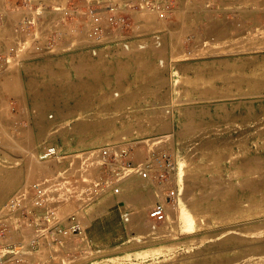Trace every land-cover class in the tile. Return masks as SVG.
Returning a JSON list of instances; mask_svg holds the SVG:
<instances>
[{
    "label": "rangeland",
    "instance_id": "rangeland-1",
    "mask_svg": "<svg viewBox=\"0 0 264 264\" xmlns=\"http://www.w3.org/2000/svg\"><path fill=\"white\" fill-rule=\"evenodd\" d=\"M175 3L170 17L147 23L143 35L133 34L129 39L132 49L140 43L149 46L141 63L136 57L126 62L129 50L124 49L120 34L110 37L96 55L83 34L79 37L81 47L58 49L27 61L9 75L11 79L19 75V80L9 76L0 79V168L11 167L17 183L21 170L37 174L45 169L36 155L49 144L58 146L80 167L81 160L88 163L101 147L126 143L142 154L147 138L169 134V148L183 167L182 182L199 195L203 183L217 176L227 189L223 197L214 203H199L200 209L188 208L193 220L189 231L183 223L176 226L174 222L169 235L159 230L160 234L153 236L147 235L149 230L139 234L129 229L123 214L134 209L121 200L110 206V221L103 228L107 235H118L116 238L90 242L92 237L86 233L87 241L73 238L43 256L17 264H264V0ZM48 16L51 20L52 15ZM130 30L126 26L124 35ZM159 34L162 42L157 45ZM46 65L64 67L73 78L84 68L99 74L103 85L97 96L83 104L58 99L39 105L30 95L28 80L35 76L27 75V69ZM5 80L19 83L4 87ZM15 87L20 89L14 91ZM127 94L130 99L122 106L105 109L109 100ZM149 109L158 122L147 114ZM39 112L44 114L49 134L42 142H28ZM162 117L167 124L160 123ZM106 119L113 123L107 129L102 126L108 140L95 148H84L86 135L75 129L83 122ZM191 125L198 129L196 136L180 138L178 130ZM63 130L73 132L64 135ZM9 140L21 148L11 149L6 145ZM105 211L95 214L90 224ZM142 222L143 227L150 226L147 218Z\"/></svg>",
    "mask_w": 264,
    "mask_h": 264
},
{
    "label": "built area",
    "instance_id": "built-area-1",
    "mask_svg": "<svg viewBox=\"0 0 264 264\" xmlns=\"http://www.w3.org/2000/svg\"><path fill=\"white\" fill-rule=\"evenodd\" d=\"M175 6V0H0V79L27 61L81 47L83 34L94 55L115 34L129 50L132 35L139 37L147 28L143 13L164 21ZM156 40L161 44L160 34ZM169 137L147 138L142 154L126 143L101 147L80 167L55 144L42 148L36 158L45 169L37 174L21 170L17 188L0 204V264H17L83 237L93 202L109 190L121 193L123 181L133 176L156 187L147 220L152 230L169 235L171 210L181 203L183 184V167L169 148ZM123 217L129 221L128 211Z\"/></svg>",
    "mask_w": 264,
    "mask_h": 264
},
{
    "label": "bare ground",
    "instance_id": "bare-ground-1",
    "mask_svg": "<svg viewBox=\"0 0 264 264\" xmlns=\"http://www.w3.org/2000/svg\"><path fill=\"white\" fill-rule=\"evenodd\" d=\"M193 3H195V2H193ZM200 5L201 4L199 3V6ZM193 7H195V6H193ZM147 14L148 15H146V14L145 15L147 17L146 21L148 24L154 23V22L157 23V17L155 15H152L151 13H150V15H149V13H147ZM180 30H181V28H180ZM177 31H179V30H177ZM177 31L174 29V32H177ZM182 31H183V29H182ZM174 32H172V33H174ZM263 32H264V30H263ZM263 32L261 31V33H262L261 35H264ZM177 33L179 34L180 32H177ZM177 33L176 34L174 33V34L178 35ZM179 35H178V37H179ZM251 36H250V38H251ZM178 37H177V39H178ZM165 40H166V38H165ZM244 40L245 39H243V41ZM241 43H242V39H241L240 44ZM175 45H177V42ZM199 45H200V43H199ZM217 45H219V44H217ZM242 45H244V43H242ZM148 47L129 49V51H127L128 57L125 59V60H127L126 62H132L133 61L132 59L136 57L137 61H139L141 63V60L145 59V52L148 51L147 50ZM263 47H262V49H263ZM157 48H160V47L156 46L155 49H157ZM163 49H161V51ZM163 52H164V50L162 51V53ZM123 74H121V75H123ZM27 75L35 76V77L28 80V87L31 91L30 95L32 96L33 99H35L37 101V103L39 105L51 104V103H53V100H58V99H61V101H59V102H63V103L70 102L73 99V100H77L78 103L83 104V103L88 102L90 97L97 96L99 93V90L101 89V87L103 85V81H102L101 76L99 74L94 73L92 71L89 72V71L85 70L84 68L81 69V71L79 72V75H77V77H75V78H73L66 71V69L64 67L55 68L51 65L43 66L38 70L33 69V68L27 69ZM12 76L14 77V75H12ZM16 76L17 75H15L14 78L16 80H19V78L17 79V77L19 75L17 77ZM36 76H42V78H36ZM13 77L11 79L9 76V78L11 80H13ZM123 77H124V75H123ZM16 83H19V81L10 82V80L9 81L5 80V81H3L2 85L4 87H8L10 85H17ZM19 89H20L19 87H15L14 91H17ZM132 98H133V96L131 97V99ZM128 99H130V96L127 94V95H123V97L119 100H113V101L109 100V104L107 105V107L105 109L107 111H111L112 109H115L119 106H122L123 103L125 101H127ZM0 107H2V106L0 105ZM60 108H61V106H59L58 110H61ZM0 110H2V108ZM151 111L149 109L147 114L151 115ZM151 116L154 117V120L156 119L155 120L156 122H158V117L155 114L151 115ZM167 122H168V120L165 117H162L160 123L161 124H167ZM33 125H34V127L28 133L27 141L32 142V143L42 142L49 134V128H48V125L44 119L43 113L39 112L38 117L35 119V123ZM102 126L105 129H107L109 127H112L113 123L110 121V119H106L105 121L104 120L94 121L92 123L83 122L79 125L78 128L75 129L76 130L75 132H78L79 134H82V135H86V138L82 141V145H84V148L92 149V148H95L96 146H99L101 144V142L108 140V138H107L108 134L106 131L104 132V129L102 128ZM52 127H53V125H52ZM25 130H27V129H25ZM54 130H55V128H54ZM53 132L54 131H51L50 134H52ZM69 132H73V130L69 131ZM69 132H68V130L67 131L63 130L64 135H67V133H69ZM197 133H198V129L192 125L182 127L180 130H178L179 137L184 139V140H188L192 136H196ZM1 142H2V140H1ZM64 143H65V147L68 148L69 145H67L66 139H64ZM6 145H8V147H10L11 149L21 148V145H15L10 140H9L8 144H6ZM4 162H6V161H4ZM256 163L258 164V162H256ZM4 164H6V163H4ZM39 164H41V163H39ZM18 184H19V179L16 183L15 176H14V170L11 169V167L6 166L4 168H0V204L4 203L6 200L9 199V197L11 196V195L9 196V194H10L13 186L16 185V187L14 188V189H16ZM121 187H122L121 193L115 194L112 191H108L107 193H105L103 196H101L99 198V201L96 204H94L88 210L89 220L95 214L100 213L101 211H105L110 206L116 205L118 202L123 200L125 202V204L127 205V207H132L134 209L131 213L128 212L130 219H129V221H127L128 223H126V224L128 225L129 229L137 230V231H139L138 232L139 234L149 230L147 235H151V236L156 235V234H160L159 230L154 231L151 229L150 226L148 228H145L142 226V223H143L142 221L147 218V209L149 207V204L151 203V201L156 199L155 198V192H157V190L153 186V183L150 180L143 179L139 176H133V177L128 178L127 180L123 181V183L121 184ZM254 188H256V187L254 186ZM226 190L227 189H226L224 182L221 179L217 178V176H213L211 179H208L206 182L203 183V189L199 195H195L192 188L188 185L186 186V182L183 181L181 203L179 206H177L171 210V212H172L171 214H172V217L174 219L173 222H175L176 226H178L180 223H183L184 229L186 231H189L193 226V220L190 217L191 215H189L190 212H188L189 211L188 208L200 209V206L198 205L199 203H202V202L203 203H205V202L214 203L218 200H221V198L223 197V194L226 192ZM130 210H132V209H130ZM228 231H230V230H228ZM255 231H256V229H255ZM259 232H260V229H259ZM246 234H248V233H246ZM254 234H256V233L253 232L252 235H254ZM83 238L85 239V241H87L88 240L87 234H85L83 236Z\"/></svg>",
    "mask_w": 264,
    "mask_h": 264
},
{
    "label": "crops",
    "instance_id": "crops-1",
    "mask_svg": "<svg viewBox=\"0 0 264 264\" xmlns=\"http://www.w3.org/2000/svg\"><path fill=\"white\" fill-rule=\"evenodd\" d=\"M118 203H120V202H118ZM112 207H110L107 211L103 212L101 214V217L100 216L97 217L98 216L97 215L95 217L94 221H91V224H90V226H89V228L87 230V233H89L90 236L92 237L91 238L92 240L89 239L90 242H92V241L99 242V243L108 242V241H110V240H112V239H114V238H116L118 236V235H112V234L107 235V233L104 232L105 230H103L104 226L107 223H109V221H110V217H111V214H112V211L110 209ZM114 215H116V214L113 213V216Z\"/></svg>",
    "mask_w": 264,
    "mask_h": 264
}]
</instances>
